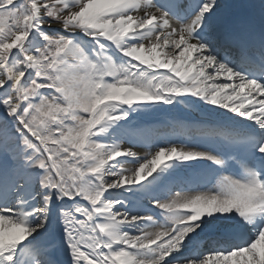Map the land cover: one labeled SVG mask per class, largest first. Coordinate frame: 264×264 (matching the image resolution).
I'll return each instance as SVG.
<instances>
[{
  "label": "snow or ice",
  "instance_id": "1",
  "mask_svg": "<svg viewBox=\"0 0 264 264\" xmlns=\"http://www.w3.org/2000/svg\"><path fill=\"white\" fill-rule=\"evenodd\" d=\"M0 264H264V0H0Z\"/></svg>",
  "mask_w": 264,
  "mask_h": 264
},
{
  "label": "bare ground",
  "instance_id": "2",
  "mask_svg": "<svg viewBox=\"0 0 264 264\" xmlns=\"http://www.w3.org/2000/svg\"><path fill=\"white\" fill-rule=\"evenodd\" d=\"M141 154H143V152Z\"/></svg>",
  "mask_w": 264,
  "mask_h": 264
}]
</instances>
